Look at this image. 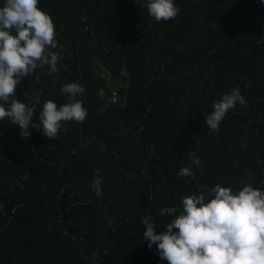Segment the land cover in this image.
Wrapping results in <instances>:
<instances>
[{
  "label": "trees",
  "instance_id": "obj_1",
  "mask_svg": "<svg viewBox=\"0 0 264 264\" xmlns=\"http://www.w3.org/2000/svg\"><path fill=\"white\" fill-rule=\"evenodd\" d=\"M173 2L178 16L157 22L134 0H39L62 59L16 96L39 122L43 104L68 103L61 88L77 83L88 115L54 139L30 129L24 140L0 120V264H168L147 247L143 218L159 233L171 219L160 210L182 197L207 202L218 183L264 191V3ZM236 87L246 106L209 131L204 115ZM183 167L193 176H178Z\"/></svg>",
  "mask_w": 264,
  "mask_h": 264
},
{
  "label": "clouds",
  "instance_id": "obj_2",
  "mask_svg": "<svg viewBox=\"0 0 264 264\" xmlns=\"http://www.w3.org/2000/svg\"><path fill=\"white\" fill-rule=\"evenodd\" d=\"M146 9L155 21L174 20L181 11L173 0H134ZM264 3V0H259ZM39 0H3L0 5V120L10 119L19 127L22 138H30V129L42 131L54 139L67 121L83 122L88 113L78 95L84 86L68 83L61 88L69 102L57 105L48 100L34 120L35 107L21 102L16 96L17 86L37 69L48 68V75L58 73L57 63L62 59L55 39V25L49 14L38 7ZM36 80L40 79L36 75ZM237 104L246 106L238 87L224 93L211 105L212 111L204 115L208 130L220 131V123ZM192 164L199 166L196 153H188ZM192 177L190 167L177 173ZM103 177L100 169L90 185L99 197ZM243 183V182H242ZM207 200L203 192L182 197L179 207H164L161 217H171L164 230L157 233L156 223L145 217L144 239L149 249L156 245L161 260L168 264H264V191L251 183L234 192L231 187L216 184ZM179 213V214H177ZM175 230V231H174Z\"/></svg>",
  "mask_w": 264,
  "mask_h": 264
},
{
  "label": "built area",
  "instance_id": "obj_3",
  "mask_svg": "<svg viewBox=\"0 0 264 264\" xmlns=\"http://www.w3.org/2000/svg\"><path fill=\"white\" fill-rule=\"evenodd\" d=\"M116 100H117V98H116V96L114 95V96L112 97V102L114 103V102H116ZM25 140H28V138H26Z\"/></svg>",
  "mask_w": 264,
  "mask_h": 264
},
{
  "label": "rangeland",
  "instance_id": "obj_4",
  "mask_svg": "<svg viewBox=\"0 0 264 264\" xmlns=\"http://www.w3.org/2000/svg\"><path fill=\"white\" fill-rule=\"evenodd\" d=\"M24 140L26 139V138H23Z\"/></svg>",
  "mask_w": 264,
  "mask_h": 264
}]
</instances>
